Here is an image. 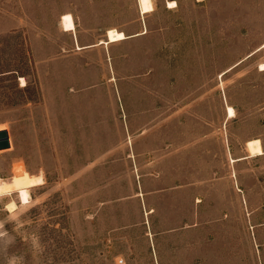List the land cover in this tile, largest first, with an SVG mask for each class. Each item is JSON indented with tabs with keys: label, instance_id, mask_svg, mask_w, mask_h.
Here are the masks:
<instances>
[{
	"label": "rangeland",
	"instance_id": "obj_1",
	"mask_svg": "<svg viewBox=\"0 0 264 264\" xmlns=\"http://www.w3.org/2000/svg\"><path fill=\"white\" fill-rule=\"evenodd\" d=\"M167 1L0 0V175L48 181L26 264H264V0ZM67 9L111 61L54 59Z\"/></svg>",
	"mask_w": 264,
	"mask_h": 264
},
{
	"label": "clouds",
	"instance_id": "obj_2",
	"mask_svg": "<svg viewBox=\"0 0 264 264\" xmlns=\"http://www.w3.org/2000/svg\"><path fill=\"white\" fill-rule=\"evenodd\" d=\"M141 15L151 14L156 10L155 0H136ZM176 7L175 0L168 4ZM256 151L254 155H264V147L259 140L251 142ZM48 183L43 169L30 172L26 168L14 170L10 175H0V261L2 264H26L23 253L10 251L17 243V236L23 233L22 242L29 244L37 254L44 251L38 232H27L30 226L28 213L42 200L36 196V190ZM6 225H11L9 230ZM117 264H126L121 256Z\"/></svg>",
	"mask_w": 264,
	"mask_h": 264
},
{
	"label": "crops",
	"instance_id": "obj_3",
	"mask_svg": "<svg viewBox=\"0 0 264 264\" xmlns=\"http://www.w3.org/2000/svg\"><path fill=\"white\" fill-rule=\"evenodd\" d=\"M63 14H71L72 19H73V23H74V30H72V31L63 30V28L61 26V22H60V17ZM76 17L77 16L72 9H67L66 11H64L63 13H61L59 15V18L56 21L57 31L67 38V42L65 43L66 44L65 47L63 48V47L59 46V48H62V50L66 49V50H64L66 53H57L56 56L54 57V59L58 60L60 58H67V56L76 55V54H85L86 55L90 51L100 53L102 50V46H104V47L109 46L111 48V47H113V44L116 43V42L108 43L109 44V45L107 44L108 46L103 45L106 43L100 42V41H102V40L107 41V40H105V38L104 39L96 38L93 32L83 31L84 29H81L80 27H78ZM16 20H17L16 23L14 25H12V27L6 28V30L4 32H7V33L19 32L21 19L19 17V19L17 18ZM106 31H107V29H106ZM105 35H104V37H105ZM136 35H139V34H135L132 36L134 37ZM132 36H126V38H128V37L132 38ZM68 51L70 53H68ZM100 55L102 56V62H105V60L111 61L112 55H110L109 51L108 52L105 51L103 53V50H102V54H100Z\"/></svg>",
	"mask_w": 264,
	"mask_h": 264
},
{
	"label": "water",
	"instance_id": "obj_4",
	"mask_svg": "<svg viewBox=\"0 0 264 264\" xmlns=\"http://www.w3.org/2000/svg\"><path fill=\"white\" fill-rule=\"evenodd\" d=\"M10 147L8 132L5 129L0 130V150Z\"/></svg>",
	"mask_w": 264,
	"mask_h": 264
},
{
	"label": "bare ground",
	"instance_id": "obj_5",
	"mask_svg": "<svg viewBox=\"0 0 264 264\" xmlns=\"http://www.w3.org/2000/svg\"><path fill=\"white\" fill-rule=\"evenodd\" d=\"M172 1H167V7H168V4L171 3ZM169 8V7H168ZM260 67H261V70H264V63H261L260 64ZM19 82L21 84V86L25 85V80L24 78L22 77H19ZM226 110H227V114H228V117L231 118V117H234L235 116V110L232 106H226ZM2 129V128H0Z\"/></svg>",
	"mask_w": 264,
	"mask_h": 264
}]
</instances>
